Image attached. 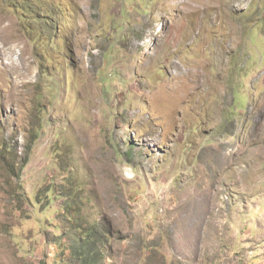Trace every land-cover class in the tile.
<instances>
[{
	"label": "rangeland",
	"instance_id": "374dc122",
	"mask_svg": "<svg viewBox=\"0 0 264 264\" xmlns=\"http://www.w3.org/2000/svg\"><path fill=\"white\" fill-rule=\"evenodd\" d=\"M0 264H264V0H0Z\"/></svg>",
	"mask_w": 264,
	"mask_h": 264
}]
</instances>
